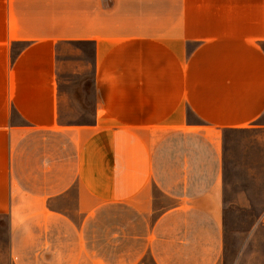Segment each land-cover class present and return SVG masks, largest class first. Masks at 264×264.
Segmentation results:
<instances>
[{
    "label": "crops",
    "instance_id": "0c3cea01",
    "mask_svg": "<svg viewBox=\"0 0 264 264\" xmlns=\"http://www.w3.org/2000/svg\"><path fill=\"white\" fill-rule=\"evenodd\" d=\"M251 126L264 0H0V264H220Z\"/></svg>",
    "mask_w": 264,
    "mask_h": 264
},
{
    "label": "rangeland",
    "instance_id": "374dc122",
    "mask_svg": "<svg viewBox=\"0 0 264 264\" xmlns=\"http://www.w3.org/2000/svg\"><path fill=\"white\" fill-rule=\"evenodd\" d=\"M223 141L228 252L220 264H264V127L227 131Z\"/></svg>",
    "mask_w": 264,
    "mask_h": 264
}]
</instances>
